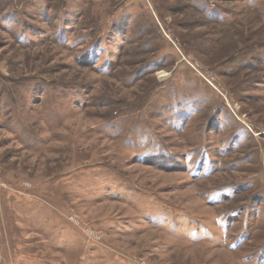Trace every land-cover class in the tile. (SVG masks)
Returning <instances> with one entry per match:
<instances>
[{
  "label": "rangeland",
  "instance_id": "rangeland-1",
  "mask_svg": "<svg viewBox=\"0 0 264 264\" xmlns=\"http://www.w3.org/2000/svg\"><path fill=\"white\" fill-rule=\"evenodd\" d=\"M0 264H264V0H0Z\"/></svg>",
  "mask_w": 264,
  "mask_h": 264
}]
</instances>
